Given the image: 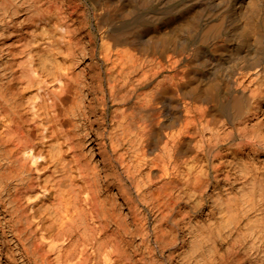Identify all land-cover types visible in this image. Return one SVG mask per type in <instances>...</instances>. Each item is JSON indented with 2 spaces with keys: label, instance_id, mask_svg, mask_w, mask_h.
Listing matches in <instances>:
<instances>
[{
  "label": "bare ground",
  "instance_id": "6f19581e",
  "mask_svg": "<svg viewBox=\"0 0 264 264\" xmlns=\"http://www.w3.org/2000/svg\"><path fill=\"white\" fill-rule=\"evenodd\" d=\"M0 264H264V0H0Z\"/></svg>",
  "mask_w": 264,
  "mask_h": 264
}]
</instances>
